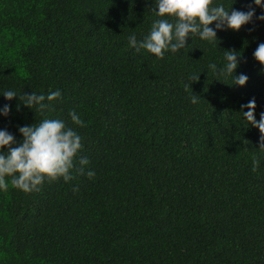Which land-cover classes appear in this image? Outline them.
<instances>
[{"label": "trees", "instance_id": "trees-1", "mask_svg": "<svg viewBox=\"0 0 264 264\" xmlns=\"http://www.w3.org/2000/svg\"><path fill=\"white\" fill-rule=\"evenodd\" d=\"M214 4L253 21L157 59L128 41L159 19L154 0H0V130L19 144V127L60 119L82 143L72 180L0 190V264H264V148L241 108L264 112V8ZM230 50L235 73L214 74ZM56 90L43 112L19 99Z\"/></svg>", "mask_w": 264, "mask_h": 264}, {"label": "clouds", "instance_id": "clouds-1", "mask_svg": "<svg viewBox=\"0 0 264 264\" xmlns=\"http://www.w3.org/2000/svg\"><path fill=\"white\" fill-rule=\"evenodd\" d=\"M156 5L155 20L150 33L138 41L136 35L129 36V46L137 52L141 49L153 54L157 59H163L169 50L176 53L184 49L189 37L198 35L201 39L214 43L217 39L216 29L225 27L239 31L242 26L253 21L255 8L249 5L247 12L232 9L226 10L223 5H215L214 0H154ZM256 6L264 8V0H254ZM264 20V14L256 17ZM215 22V29L210 25ZM255 59L264 65V43L258 44L253 53ZM238 54L234 50L226 51V63L219 68L215 63L209 64V69L217 75H230L238 67ZM199 74L192 77L197 81ZM244 74L235 75L234 84L244 86L248 81ZM7 100L17 97L16 92L8 90L3 93ZM61 98L60 90L52 91L47 96L31 93L19 97L20 101L28 108H35L41 112L50 110L52 102ZM192 102H197V97H192ZM255 98L246 105H242L243 116L249 124L260 131V147L264 148V112L260 119L255 116ZM10 106L4 105L0 114L7 116ZM72 122L80 127H85L84 121L73 110L69 113ZM23 140L19 144L15 137L7 130H0V190L8 191L9 184L15 189L30 193L39 190L45 179L56 181L63 179L68 182L73 179L72 170L75 159L82 148L81 137L78 133L66 126L60 119H44L38 125L19 127ZM7 151H4V149ZM89 160L80 157V172L84 173V165ZM259 160L253 157L252 171H257ZM89 179L95 177L94 171L86 173ZM76 189H74L75 191Z\"/></svg>", "mask_w": 264, "mask_h": 264}]
</instances>
